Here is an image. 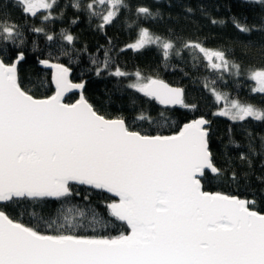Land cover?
Returning a JSON list of instances; mask_svg holds the SVG:
<instances>
[{
    "label": "trees",
    "instance_id": "16d2710c",
    "mask_svg": "<svg viewBox=\"0 0 264 264\" xmlns=\"http://www.w3.org/2000/svg\"><path fill=\"white\" fill-rule=\"evenodd\" d=\"M32 12L23 0H0V59L34 98L54 93L50 63L64 65L83 96L108 119L146 136L177 133L204 119L212 170L204 192L238 197L264 214V0H50ZM143 31L159 43L135 47ZM199 47L220 52L228 69L211 68ZM139 75L180 87L179 105L164 107L133 82ZM147 82V83H148ZM78 98L67 95L66 103ZM235 102L253 113H220ZM249 111V110H248ZM120 199L68 182L57 197H11L0 211L40 235L113 240L132 231L112 206Z\"/></svg>",
    "mask_w": 264,
    "mask_h": 264
},
{
    "label": "water",
    "instance_id": "95a60500",
    "mask_svg": "<svg viewBox=\"0 0 264 264\" xmlns=\"http://www.w3.org/2000/svg\"><path fill=\"white\" fill-rule=\"evenodd\" d=\"M46 66L54 93L34 98L0 59V201L85 184L118 197L112 208L132 231L113 240L52 237L0 211V264H264V214L201 189L213 169L204 119L172 135H141L98 114L64 65ZM143 91L164 107L183 97L159 78ZM71 93L78 98L66 103Z\"/></svg>",
    "mask_w": 264,
    "mask_h": 264
},
{
    "label": "rangeland",
    "instance_id": "374dc122",
    "mask_svg": "<svg viewBox=\"0 0 264 264\" xmlns=\"http://www.w3.org/2000/svg\"><path fill=\"white\" fill-rule=\"evenodd\" d=\"M23 1L27 9L32 12L45 11L46 9L49 8L51 4L50 0H23ZM105 1L110 2L111 4L117 2V0H105ZM148 43H159V41L156 38L149 35L146 31H143L140 35L139 40L135 43L134 46L135 47L143 46ZM159 44H161V46L164 47L165 49L170 46L168 43H159ZM198 49L202 53L204 58L207 60L211 68L225 70V71L228 69V64L220 52L206 48H201V47H199ZM252 78L256 81L257 85L260 87L257 89L264 90V71L255 72L252 75ZM147 82L148 81H146V79L137 75L135 77L133 85L139 90H144V87L147 84ZM244 112L253 113V111L250 108L248 109L244 108L235 102H231L229 105L224 104L223 107L220 109V113L228 115L229 117L232 118L239 117L242 114H244Z\"/></svg>",
    "mask_w": 264,
    "mask_h": 264
},
{
    "label": "flooded vegetation",
    "instance_id": "af4514ba",
    "mask_svg": "<svg viewBox=\"0 0 264 264\" xmlns=\"http://www.w3.org/2000/svg\"><path fill=\"white\" fill-rule=\"evenodd\" d=\"M52 1V0H51Z\"/></svg>",
    "mask_w": 264,
    "mask_h": 264
}]
</instances>
